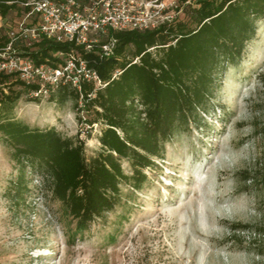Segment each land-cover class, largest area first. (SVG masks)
<instances>
[{"label": "rangeland", "instance_id": "obj_1", "mask_svg": "<svg viewBox=\"0 0 264 264\" xmlns=\"http://www.w3.org/2000/svg\"><path fill=\"white\" fill-rule=\"evenodd\" d=\"M161 1L174 5V20L186 19L190 2ZM22 16L0 18V34L20 35ZM220 79L207 110L145 171L142 189L123 185L121 203L84 232L39 177L27 175L24 201L9 199L18 171L0 135V264H264V20L241 63ZM14 89L23 96L11 118L83 140L88 161L101 151L104 127L88 126L75 102L60 104L57 91Z\"/></svg>", "mask_w": 264, "mask_h": 264}, {"label": "trees", "instance_id": "obj_2", "mask_svg": "<svg viewBox=\"0 0 264 264\" xmlns=\"http://www.w3.org/2000/svg\"><path fill=\"white\" fill-rule=\"evenodd\" d=\"M29 2L0 0V18L13 11L24 15L30 11L25 6ZM179 2L182 6L190 2L185 20L144 32H110L93 52L47 39L28 45L0 34V54L12 43L20 56L54 67L62 63L59 54H73L86 61L104 85L96 88L85 83L81 93L70 85L57 90L60 104L75 102L78 112L90 117L84 118L88 126L104 127L101 151L88 161L83 140L64 138L54 128H31L10 117L23 96L14 87L32 93L39 86H28L16 74L0 72L1 141L10 149L18 171L7 191L9 199L24 201L30 191L27 175L39 177L76 222V231L84 232L121 203L123 185L142 189L145 171L164 158L166 145L176 133L185 131L207 110L216 83L230 67L241 63L264 20V0ZM112 41L114 47L106 56L100 46ZM123 160L129 163L131 175L125 173ZM247 180L251 179L242 181Z\"/></svg>", "mask_w": 264, "mask_h": 264}, {"label": "built area", "instance_id": "obj_3", "mask_svg": "<svg viewBox=\"0 0 264 264\" xmlns=\"http://www.w3.org/2000/svg\"><path fill=\"white\" fill-rule=\"evenodd\" d=\"M19 23L20 35L10 39L22 40L28 45L43 39L57 43H74L85 51L93 52L100 37L110 32L154 30L174 21L172 6L161 0L138 3L135 0H32ZM177 8V7H176ZM115 42L100 46L106 56ZM13 51L12 43L3 53ZM14 52V51H13ZM59 66L37 65L32 59L14 55L0 61V72L16 74L26 85H37L35 96L57 91L70 85L77 92L85 83L96 88L104 86L97 72L86 61L75 55L59 54Z\"/></svg>", "mask_w": 264, "mask_h": 264}, {"label": "bare ground", "instance_id": "obj_4", "mask_svg": "<svg viewBox=\"0 0 264 264\" xmlns=\"http://www.w3.org/2000/svg\"><path fill=\"white\" fill-rule=\"evenodd\" d=\"M214 217V216H213Z\"/></svg>", "mask_w": 264, "mask_h": 264}]
</instances>
